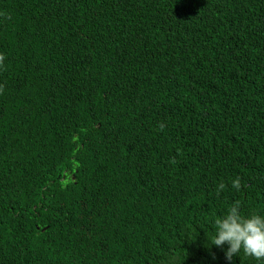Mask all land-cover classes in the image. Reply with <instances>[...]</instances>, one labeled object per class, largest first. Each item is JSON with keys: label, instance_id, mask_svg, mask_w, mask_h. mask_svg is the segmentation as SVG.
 <instances>
[{"label": "trees", "instance_id": "16d2710c", "mask_svg": "<svg viewBox=\"0 0 264 264\" xmlns=\"http://www.w3.org/2000/svg\"><path fill=\"white\" fill-rule=\"evenodd\" d=\"M1 9L11 57L0 71V264H52L53 251L71 264H227L211 246L215 219L234 202L243 216L264 215V0H0ZM236 17L253 22L260 46L228 55L222 37ZM61 30L75 38L56 60L49 45ZM93 125L106 133L83 168L117 205L91 237L86 190L70 174ZM43 210L80 221L76 247L32 234ZM231 264L264 261L241 253Z\"/></svg>", "mask_w": 264, "mask_h": 264}, {"label": "clouds", "instance_id": "9594fccd", "mask_svg": "<svg viewBox=\"0 0 264 264\" xmlns=\"http://www.w3.org/2000/svg\"><path fill=\"white\" fill-rule=\"evenodd\" d=\"M235 23L232 30L228 33H224L222 37V49L223 53L228 55L238 54L253 45L260 46V39L258 35L251 33L253 22L245 21V19L235 18ZM230 22V20H228ZM11 26L6 21V11L0 10V42L2 38L9 39L11 37ZM74 35L66 30H61L60 34H57L53 41L49 45V54L56 60H61L68 56L73 50ZM11 55L9 49L0 45V71L6 69L10 61ZM59 73H64L63 68L57 69ZM21 91V88H18ZM104 96L105 93H104ZM29 101L26 95H21L20 104L25 105ZM90 139L86 145H84L75 154L71 170V181L74 183H81L84 185L86 195L84 198V205L89 206L87 212L86 222L84 224V230L86 236H94L97 233L100 225L104 219L108 216V213L116 208V193H110L108 196L103 197L100 192L96 191L95 183L90 179L94 176L92 171H85L83 165L89 160L84 159L85 151L88 146L97 141L102 136L104 129L100 125H93L89 130ZM76 176L79 179H76ZM66 182L65 179H63ZM224 185H219L220 189H223ZM231 187L237 191L241 188L240 178L236 177L231 181ZM71 192L67 193V196ZM85 207V206H84ZM214 235L211 237V246L221 248L224 252V258L227 264H231L234 257H239L241 253L243 255L253 258L255 261H264V215L252 214L249 216H243L240 211L239 202H234L227 211L216 218L214 221ZM80 230V221L72 216L65 214H56L48 211H42V219L38 225H36L34 232L37 236H42L48 240L54 242H61L76 247L78 244L74 242V238L77 237ZM67 234L73 235V238L68 237ZM114 241L117 239V234H111ZM33 239L30 237L29 241ZM226 245V247H224ZM57 250L56 248H53ZM51 257L52 264H71L73 258L63 257L53 251ZM117 255V250L112 251V257ZM214 258V257H213Z\"/></svg>", "mask_w": 264, "mask_h": 264}]
</instances>
